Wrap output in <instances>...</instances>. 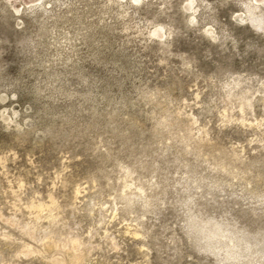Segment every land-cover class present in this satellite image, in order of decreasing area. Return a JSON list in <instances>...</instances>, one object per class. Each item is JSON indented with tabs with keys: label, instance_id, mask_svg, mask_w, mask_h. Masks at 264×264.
I'll return each instance as SVG.
<instances>
[{
	"label": "rangeland",
	"instance_id": "1",
	"mask_svg": "<svg viewBox=\"0 0 264 264\" xmlns=\"http://www.w3.org/2000/svg\"><path fill=\"white\" fill-rule=\"evenodd\" d=\"M0 264H264V0H0Z\"/></svg>",
	"mask_w": 264,
	"mask_h": 264
}]
</instances>
